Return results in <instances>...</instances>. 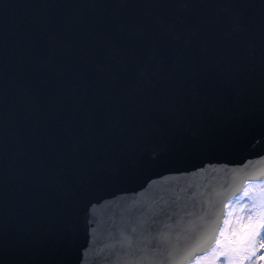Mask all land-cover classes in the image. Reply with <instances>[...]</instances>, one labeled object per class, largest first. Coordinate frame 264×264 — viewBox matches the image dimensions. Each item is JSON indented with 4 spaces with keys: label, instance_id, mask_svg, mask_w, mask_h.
<instances>
[{
    "label": "water",
    "instance_id": "1",
    "mask_svg": "<svg viewBox=\"0 0 264 264\" xmlns=\"http://www.w3.org/2000/svg\"><path fill=\"white\" fill-rule=\"evenodd\" d=\"M264 179V0H0V264H123L161 196L185 264Z\"/></svg>",
    "mask_w": 264,
    "mask_h": 264
},
{
    "label": "snow or ice",
    "instance_id": "2",
    "mask_svg": "<svg viewBox=\"0 0 264 264\" xmlns=\"http://www.w3.org/2000/svg\"><path fill=\"white\" fill-rule=\"evenodd\" d=\"M264 195V194H262ZM248 190L245 191V198ZM179 197L161 196L129 217L119 230L116 243L123 252V264H185V248L174 239V226L169 222L182 211ZM264 209V199L261 202ZM227 223V221H226ZM223 236L224 234L221 233ZM264 210L240 222L230 239L217 241L208 255L197 264H264Z\"/></svg>",
    "mask_w": 264,
    "mask_h": 264
},
{
    "label": "rangeland",
    "instance_id": "3",
    "mask_svg": "<svg viewBox=\"0 0 264 264\" xmlns=\"http://www.w3.org/2000/svg\"><path fill=\"white\" fill-rule=\"evenodd\" d=\"M248 190V197L245 198V191ZM264 180L259 182H248L244 190L235 198L230 200L226 206L225 216L222 222V226L219 230L217 240L211 250L197 257L191 264H197L198 258H202L212 252L217 246V241H224L231 238V234L239 227V223H247L249 216H255L260 211L262 199H264ZM227 221V223H226ZM221 233L224 235L222 236ZM260 255H264L261 252ZM200 264H203V260H200ZM220 264H227L226 261H221Z\"/></svg>",
    "mask_w": 264,
    "mask_h": 264
}]
</instances>
